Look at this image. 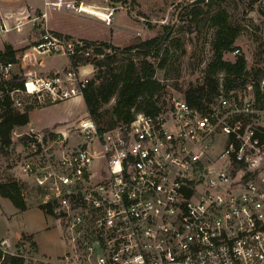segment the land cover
<instances>
[{
  "label": "built area",
  "instance_id": "built-area-1",
  "mask_svg": "<svg viewBox=\"0 0 264 264\" xmlns=\"http://www.w3.org/2000/svg\"><path fill=\"white\" fill-rule=\"evenodd\" d=\"M104 9L110 25L115 8ZM50 11L92 16L82 2L43 0L15 17L16 31L28 25L37 38L0 58V118L82 99L92 79L97 47L49 30ZM58 55L67 65L44 70ZM11 133L66 248L37 264H264V68L231 90L220 75L202 110L171 97L104 130L86 114L63 131Z\"/></svg>",
  "mask_w": 264,
  "mask_h": 264
},
{
  "label": "rangeland",
  "instance_id": "rangeland-1",
  "mask_svg": "<svg viewBox=\"0 0 264 264\" xmlns=\"http://www.w3.org/2000/svg\"><path fill=\"white\" fill-rule=\"evenodd\" d=\"M72 1L91 6L99 11L98 14L104 8H115L110 25H105L94 17L57 11L48 13L47 25L75 37L104 40L119 48L153 38L162 33L163 26H172L173 34L170 40L161 45L157 59L153 60L158 65L161 59L167 57L164 67H158L155 73L156 79L164 85L159 102L171 97L183 98L182 91L189 85L202 83L206 64L213 54L211 44L214 38V27L209 18L216 8L205 6L206 13L192 22L190 17L185 15L184 9L194 0ZM24 3L27 4L26 7ZM206 3L208 0L200 6ZM219 3L228 12L229 22L239 28V34L233 44L234 49L225 53L223 59L234 61L237 57L244 56L246 69L253 74L259 73L260 69L264 68V54H258L259 45L264 44V0H221ZM30 6L33 8L31 9ZM41 6L42 0H0V17L6 12L14 13L7 20L11 28L9 32L0 33V50H4L6 44L15 49L37 38V32L34 29L29 30L28 25H23L20 31H16L15 16L20 12L16 17H21L23 15L21 11L25 15V10L31 14L38 13L40 9L37 7ZM20 39H26V41L19 43ZM235 49L240 50V55L233 56L232 52ZM133 57L140 58L137 55ZM45 62L44 70L59 69L67 65V59L61 55L48 58ZM113 104L114 99L106 108ZM86 114L83 103L76 100L71 104L65 102L32 111L30 124H33L36 129L54 124L57 125L54 126V130H65V126L74 124ZM21 162L23 160L20 154V142L11 133L10 146L0 152V183L13 180L21 184L27 209L20 212L8 199L0 196V247L14 254L18 246L17 252L25 258L24 264H37L35 259L59 257L63 255L66 248L62 241L59 223L54 216L45 215L41 211L40 194L25 182L21 172ZM22 236L31 237L36 247H31V242L22 239ZM2 243H7L8 247H4Z\"/></svg>",
  "mask_w": 264,
  "mask_h": 264
},
{
  "label": "trees",
  "instance_id": "trees-1",
  "mask_svg": "<svg viewBox=\"0 0 264 264\" xmlns=\"http://www.w3.org/2000/svg\"><path fill=\"white\" fill-rule=\"evenodd\" d=\"M218 1L221 0H208L204 6L188 5L184 9L185 15L195 22L206 13L205 6L216 8L209 18L214 27L211 44L213 54L206 64L202 83L189 85L182 91L186 103L200 110L215 97L220 75L227 90L240 88L249 81L250 77L257 76V72L253 74L246 69L244 56H239L234 61L223 59L225 53L234 49L233 44L239 34V28L229 22L228 12ZM162 29L160 35L125 48H119L106 41L81 39L86 45L96 46L95 54L101 55L100 59L93 61L94 75L82 97L87 114L95 121L99 130L120 123H129L137 113L151 115L160 110L163 102H159V98L164 85L156 79L155 73L158 67H164L167 57L161 59L158 65L153 60L157 59L161 45L168 42L173 34L172 26H163ZM66 38L70 37L66 36ZM15 53L16 50L6 44L4 50L0 52V58L13 60ZM258 54H264V44L259 45ZM133 55L140 58L135 59ZM113 99L114 104L106 108ZM28 113V111L18 113L10 108L4 110L0 118V152L10 146L12 130L28 124ZM0 196L8 199L20 212L27 209L22 185L16 181L0 183ZM39 208L45 215H51L50 208L44 205H40ZM21 238L31 242V247L35 246L31 237ZM15 249L16 253L11 254L0 247V264H24L25 258L17 252L18 246Z\"/></svg>",
  "mask_w": 264,
  "mask_h": 264
},
{
  "label": "crops",
  "instance_id": "crops-1",
  "mask_svg": "<svg viewBox=\"0 0 264 264\" xmlns=\"http://www.w3.org/2000/svg\"><path fill=\"white\" fill-rule=\"evenodd\" d=\"M42 3H43V0H42ZM24 5H25V7H26V5L27 4H25L24 3ZM39 6V5H38ZM31 7V9L33 8V6H30ZM38 9H42V6L41 7H37ZM24 12H28L27 10H25ZM13 12H6V14H9V15H12L13 16V14H12ZM20 12H18V14H19ZM25 13V14H26ZM18 14L16 15V16H18ZM21 14H23L24 15V13H23V11H21ZM15 16V17H16ZM22 16V15H21ZM46 26H47V28L49 29V30H51L52 32H54V33H57L58 35H62V36H69L70 38H72V39H77V40H87V38L86 39H84V38H79V37H75V36H73V35H71V34H69V33H65V32H62V31H60V30H57V29H54V28H52V27H50L49 25H47V23H46ZM20 41L21 42H25L26 41V39H20L18 42L20 43ZM33 41V40H32ZM88 41H104V40H88ZM6 43H11V41H6ZM18 43V44H19ZM28 42H26L25 44H27ZM25 44H23V45H19V47L18 48H13L14 50H18V49H20L22 46H24ZM116 46V45H115ZM0 51H3V49H1ZM68 63V62H67ZM52 69V68H51ZM47 70V69H46ZM76 100H78V101H81L82 103H83V100L82 99H76ZM76 100H73V101H70V104L71 103H73V102H75ZM68 103V102H67ZM83 106H84V104H83ZM85 108V107H84ZM34 110H36V109H33V110H31V111H29V113H28V115H29V123L28 124H30L31 122V119H30V113L32 112V111H34ZM41 110V109H40ZM30 125H33V124H30ZM54 126H57V125H52V126H49V127H52V128H49V127H47V126H45V127H43V128H41L42 130L43 129H47V128H49V129H54L55 127ZM63 126V125H62ZM59 127V126H58ZM66 127V126H65ZM56 130H59V129H56ZM59 131H63V130H59ZM2 198V197H1ZM5 199V198H4ZM19 240H20V238H19ZM18 240V241H19ZM32 241H33V239H32ZM34 242V241H33ZM2 244H4V243H2ZM7 244V243H6ZM6 247H8V245L6 246ZM35 247H36V245H35Z\"/></svg>",
  "mask_w": 264,
  "mask_h": 264
},
{
  "label": "bare ground",
  "instance_id": "bare-ground-1",
  "mask_svg": "<svg viewBox=\"0 0 264 264\" xmlns=\"http://www.w3.org/2000/svg\"><path fill=\"white\" fill-rule=\"evenodd\" d=\"M84 5V4H83ZM87 8H89V12L92 16L91 17H94L95 19L97 20H102V17H103V14L105 13V9L104 10H101L100 14H98V10H96L95 8H91V6H86L84 5Z\"/></svg>",
  "mask_w": 264,
  "mask_h": 264
},
{
  "label": "water",
  "instance_id": "water-1",
  "mask_svg": "<svg viewBox=\"0 0 264 264\" xmlns=\"http://www.w3.org/2000/svg\"><path fill=\"white\" fill-rule=\"evenodd\" d=\"M205 2V0H194V1H192L191 3H190V5H200V4H203ZM3 246L5 247V246H7V244L6 243H4L3 244Z\"/></svg>",
  "mask_w": 264,
  "mask_h": 264
}]
</instances>
